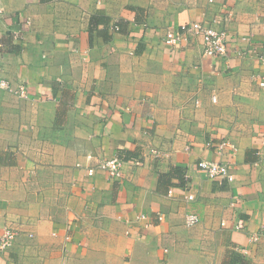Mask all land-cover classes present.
Listing matches in <instances>:
<instances>
[{
    "label": "crops",
    "instance_id": "0c3cea01",
    "mask_svg": "<svg viewBox=\"0 0 264 264\" xmlns=\"http://www.w3.org/2000/svg\"><path fill=\"white\" fill-rule=\"evenodd\" d=\"M0 8V81L27 87L0 86V235L16 231L0 264H264V0ZM215 13L226 57L203 56L199 37L165 43ZM113 157L120 178L98 166Z\"/></svg>",
    "mask_w": 264,
    "mask_h": 264
},
{
    "label": "built area",
    "instance_id": "2783aa9c",
    "mask_svg": "<svg viewBox=\"0 0 264 264\" xmlns=\"http://www.w3.org/2000/svg\"><path fill=\"white\" fill-rule=\"evenodd\" d=\"M215 0H209L213 3ZM3 9L0 8V13ZM219 13V12H218ZM222 13H215L213 17L207 20H197L193 22L183 23L177 28H170L166 32L165 43L170 46H175L180 41L189 42L193 37H199L202 41L203 56L205 57H216L224 58L228 55L229 45V30L226 26V19L220 17ZM116 29H119L116 27ZM13 36L18 39H23L24 34L21 31H14ZM246 41H250L249 38H243ZM243 53V52H242ZM264 85V82L262 83ZM0 86L6 90L14 91L20 96L27 95V87L24 83H20L17 87L13 86V83L8 80H1ZM231 146L227 140L219 142L216 146V150L221 155L225 152V149ZM98 166L109 173L110 176L120 178L123 174L122 162L117 158L113 157L105 161H101ZM199 168L203 170L210 178H227L229 181L234 180V176L230 171L229 164L226 161H215L203 159L199 162ZM94 168H89V174H93ZM172 192V191H170ZM188 199H193L194 195H187ZM238 200L233 201V205H237ZM144 217V216H143ZM159 218H162L161 216ZM200 222V217L196 213H189L186 216L185 223L188 227L195 226ZM225 225V221L222 222ZM244 225L239 222L235 228L242 229ZM16 237V231L11 226H6L0 235V251H3L10 247ZM259 234L256 233L250 237V240H258Z\"/></svg>",
    "mask_w": 264,
    "mask_h": 264
},
{
    "label": "trees",
    "instance_id": "16d2710c",
    "mask_svg": "<svg viewBox=\"0 0 264 264\" xmlns=\"http://www.w3.org/2000/svg\"><path fill=\"white\" fill-rule=\"evenodd\" d=\"M98 22H104L105 24H107L108 23V20L106 18H102V19L101 18H98Z\"/></svg>",
    "mask_w": 264,
    "mask_h": 264
}]
</instances>
